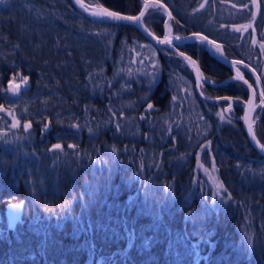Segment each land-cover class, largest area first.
Listing matches in <instances>:
<instances>
[{"label":"trees","instance_id":"obj_1","mask_svg":"<svg viewBox=\"0 0 264 264\" xmlns=\"http://www.w3.org/2000/svg\"><path fill=\"white\" fill-rule=\"evenodd\" d=\"M83 1L127 15L143 2ZM159 2L171 15L144 6L151 33L200 32L264 92V0ZM177 48L214 83L204 96L235 97L223 121L227 100L200 98L182 58L133 25L69 0L0 3V264H264V157L234 119L246 91L203 46ZM14 77L27 88L10 96ZM7 202L23 203L10 230Z\"/></svg>","mask_w":264,"mask_h":264},{"label":"water","instance_id":"obj_2","mask_svg":"<svg viewBox=\"0 0 264 264\" xmlns=\"http://www.w3.org/2000/svg\"><path fill=\"white\" fill-rule=\"evenodd\" d=\"M69 1L73 5V7L79 13H81V15L83 17H85L87 19L97 20V21H104V22H115V21H113V20H111V19H109L107 17H97V16L91 15L90 14V10L95 5H90V4L86 3L85 1L81 0V2L86 7L89 8V11H85V9L82 8L80 6V4H78L76 2V0H69ZM146 2L147 3H149V2L156 3L157 0H143L142 5H141L139 11L136 14H134V15H127V14L120 13V12H118V13H120L123 16H139L140 13H141V11H143ZM159 4H162V3L159 2ZM164 8H166V7L164 6ZM164 8H161V9L164 11ZM108 10L109 11H112L110 9H108ZM164 13H165V19H164V21H166L168 18H170L169 11L168 10H167V12L164 11ZM122 22H126V23H129V24L133 25L139 31V33H141L143 35V37L145 39H147L157 49H160L161 47L162 48H166V49H169L170 51H172L173 53H175L176 55L180 56L182 58L183 62H184V65L186 67H188L190 69V71L192 72V77H193V82H194V84H193L194 90H195L196 94L200 98H202V99H204L206 101H209V102H211V101L227 100L228 103H227V105H225L223 107V110L228 107L229 100L228 99H224L226 96L206 97V96H204L199 91V88H198V85H197V73L194 70L196 67H198L197 66V63H196V65H191L189 63V61H187V60L184 59V56L189 57L191 60H194V59L191 58L186 53H184L183 51H180L177 48V46H179V45H181V44H183L185 42L192 41V40H200V37H205L203 34H201L198 31H192V32H189V33H186V34H183V35H174V36H170L171 44H162L159 41H161V40H163L165 38V33H164L165 32V27H163L164 28L163 34L161 36H156V35H154L153 33H151L147 29V27L143 24L142 21L140 23H133V22H130V21H123L122 20ZM177 37L179 39H177ZM206 38H207V40L204 41V42H202V43H203V48L205 49V51L207 52V54L209 56H211L213 59H215L216 61H218V62L222 63L223 65H225L229 69V71L231 73L230 76L227 77L224 81L233 79V77H235V75H236V69L237 68L239 69L240 67H242L243 69L247 70V72H249V74L253 78V85H252L244 77V79H246L248 81V83L252 85V90L255 91V93H256L255 97H257V99H258V102L257 103H255V100H254V103L256 105V108L252 110V113H251V119H252V115H253L254 111L256 109H261L262 107H264V106H261V104H260V100H261V95H260L261 94V90H260V87L257 86V82H256V77L258 76L257 73L255 72V70L250 65H248L247 63H245V62H243V61H241L239 59H235V58H231V57L229 58V57H226V56H223V55H220V54L215 53L214 50H213V46H215V44H217V42L211 40L208 37H206ZM207 41H212L213 43L212 44H209V43H207ZM179 53H183L184 56L179 55ZM234 61L237 62L236 65H235V67H233V62ZM245 65H247V67H245ZM239 71H240V69H239ZM240 73H241V71H240ZM233 80H236V79H233ZM204 81H207L206 83L209 84V85H214L213 82H210V81L206 80L203 77L202 82H204ZM236 81L242 83L247 88V96H246L245 100L243 101V106H242V112H241V114L238 115V116H236V117H234V119L235 120H238L242 124V128H243L244 135H245L248 143L250 144V146L255 151H257V153H259L262 157H264V146L257 140V138H256V140H253L252 139V136L249 134V131H248V125L245 123V120H244V116H245V106H246L247 101L249 100V97L252 94V92L249 90L248 85L244 84L243 81H241V80H236ZM26 88H27L26 82L16 83V82H13L12 80H9V81L6 82L5 89L4 90H5V92L8 95L14 96L19 91L25 90ZM224 114L227 115V112H224ZM252 128H253V125H252ZM253 134H254V131H253ZM22 212H23V203H21V202H7L5 204V206H4V216L6 217V219L8 221V225H7L8 226V229H12L13 228L14 224L16 223V221L20 219V217L22 215Z\"/></svg>","mask_w":264,"mask_h":264},{"label":"snow or ice","instance_id":"obj_3","mask_svg":"<svg viewBox=\"0 0 264 264\" xmlns=\"http://www.w3.org/2000/svg\"><path fill=\"white\" fill-rule=\"evenodd\" d=\"M2 2H3V0H0V3H2ZM76 2H77L78 4H80V6H81L82 8L85 9V11H89V8L86 7V6L81 2V0H76ZM157 5L159 6V8H164V6H163L162 4H159V0H157L156 3L151 4V5H149V4L146 2V3H145V8H146V9H147L148 7L156 8ZM201 7H203V5H201ZM164 11L167 12V9L164 8ZM90 14L93 15V16H97V17H107V18H109V19H111V20H113V21H122V20H123V21H130V22H133V23H140V22H141V17L144 16V11H141V13H140L139 16H123V15H121V14L118 13V12H115V11H109L107 8H104L103 6L97 4V5H95V6L90 10ZM170 15H171V14L169 13V16H170ZM165 27H166V29H167L168 31H167L166 34H165V38H164L163 40L159 41V42L162 43V44H171V40H170V36H169V33L171 32V28H170V26L167 24V22H166V24H165ZM239 30H240V29H237V31H239ZM262 35H264V34H262ZM177 39H179V38L177 37ZM200 40H201V42H204V41L207 40V38H206V37H200ZM207 43L212 44L213 42H212V41H207ZM254 43H255V41H254ZM261 48L264 49V44L261 45ZM216 50H217L218 52H220L219 47H217ZM154 54H155V53H153V55H154ZM179 55L184 56L183 53H179ZM220 55H223V53L220 52ZM184 59L187 60V61H189V63H190L191 65H196V61L191 60L189 57L184 56ZM153 63H154V65H155V61H154ZM236 63H237V62H235V61L233 62V67H235ZM245 67H247V65H245ZM194 70H195L196 73H197V85H198V86H201V81H202V79H203V75H202V73L200 72V70H199L198 67H196ZM129 72H130V70H129ZM24 79L27 80L28 78H27V77H24ZM233 79L243 81L244 84L248 85L249 90L252 92V94L250 95L249 100L247 101V104H246V106H245V116H244V120H245V123L248 125V131H249V134L252 136V139H253V140H256V136L253 134V128H252V125L255 123V121L251 119V113H252V110L256 108V105H255V103H254L256 93H255L254 90H252V85L249 84L248 81H247L246 79H244V76L240 73V71H239L238 68L236 69V75H235V77H233ZM260 81H261V77L257 76V77H256V82H257V86H258V87H259V85H260ZM204 82L206 83L207 81H204ZM260 95H261L260 104H261V106H264V92H261ZM173 99H175V97H174ZM224 99H228V100H229V104H228V107H227L226 109L223 110V112H221V113H217V115L219 116V118H220L221 121H223V120L225 119L224 112H230L231 109H232V107H233V104H232V102H231V98L225 97ZM148 107H149V108H152L153 105H152V104H149ZM55 147H56V148H59L60 145H55ZM113 150L115 151V149H113ZM221 187H222V185H221Z\"/></svg>","mask_w":264,"mask_h":264},{"label":"rangeland","instance_id":"obj_4","mask_svg":"<svg viewBox=\"0 0 264 264\" xmlns=\"http://www.w3.org/2000/svg\"><path fill=\"white\" fill-rule=\"evenodd\" d=\"M205 0H203V2H204ZM87 3V2H86ZM88 4H90V5H95V4H91V3H88ZM161 11L164 13V11L161 9ZM165 14V13H164ZM165 19V18H164ZM169 19V18H168ZM167 19V20H168ZM166 20V21H167ZM148 29V28H147ZM168 30L166 29V27H165V32H164V28H163V32L166 34V32H167ZM174 35H180L179 33H176V32H170L169 33V36H174ZM185 43H187V42H185ZM188 43H194V44H196V46H203V43L200 41V40H192V41H188ZM217 47H219V49H220V52H222L223 53V51H222V49H221V47H220V45H218V44H215V46H213V50H214V52L215 53H217V54H220V52H218L216 49H217ZM223 56H225V54L223 53ZM226 57H229V56H226ZM230 58V57H229ZM182 63V65L187 69V71L189 72L188 74L189 75H191V77H192V72L190 71V69L188 68V67H186L185 65H184V62H181ZM203 75V74H202ZM204 77V76H203ZM205 78V77H204ZM192 79H193V77H192ZM206 79V78H205ZM206 80H208V79H206ZM12 81L13 82H16V83H23V80H21L20 78H12ZM209 81V80H208ZM202 82V81H201ZM211 82V81H210ZM240 83V82H239ZM242 84V83H241ZM200 86H198V88H199ZM255 103H257L258 102V99H257V97L255 98ZM222 104H223V106H225L227 103L226 102H222ZM255 115H256V112H255ZM257 124H254L253 125V130H254V134H256V132H257V130L259 129V128H257V126H256ZM257 135H258V137L257 138H259V140L261 141L260 143L261 144H263L264 145V142H262L263 140H264V133H257ZM208 170L209 171H211L209 168H208ZM201 173V175H203V176H205V177H207V179H208V181H209V184H210V186H212L213 187V189H215V186H213V185H215L214 183H213V180H212V177L210 176V174L206 171V170H201L200 171ZM207 187H209V185L207 186ZM4 219H5V225L7 226L8 225V221H7V219L4 217ZM16 223H18V222H16ZM15 223V224H16ZM14 224V225H15ZM5 229H8V226L7 227H4Z\"/></svg>","mask_w":264,"mask_h":264},{"label":"flooded vegetation","instance_id":"obj_5","mask_svg":"<svg viewBox=\"0 0 264 264\" xmlns=\"http://www.w3.org/2000/svg\"><path fill=\"white\" fill-rule=\"evenodd\" d=\"M178 47V46H177ZM241 73L242 74H245L244 73V71L242 70V68H241ZM252 85H253V78L251 77V75H243ZM238 82V81H237ZM240 85H241V87H243V89L246 91V96H247V88L243 85V84H241L240 83ZM234 99L233 100H231V102L233 101H235V97H233ZM256 98V97H255ZM256 101V100H255ZM227 103H228V101H227ZM264 110V107H262L261 109H256L255 111H254V113H253V115H252V120H254L255 121V123L254 124H256L259 120H260V117H261V114H262V111ZM242 112V111H241ZM255 112H256V115H255ZM241 114V113H240ZM239 114V115H240ZM238 116V115H237ZM236 117V116H235ZM233 118V117H232ZM253 124V125H254ZM6 218V217H5Z\"/></svg>","mask_w":264,"mask_h":264},{"label":"bare ground","instance_id":"obj_6","mask_svg":"<svg viewBox=\"0 0 264 264\" xmlns=\"http://www.w3.org/2000/svg\"><path fill=\"white\" fill-rule=\"evenodd\" d=\"M263 17V16H262ZM263 20V19H262ZM211 47V46H210ZM216 52V51H215ZM261 82V81H260ZM201 84H202V82H201ZM261 86H262V84H261ZM256 135V134H255ZM258 140H259V138H257ZM259 142H261L260 140H259ZM262 142H264V140L262 141ZM253 149V148H252ZM218 189V188H217ZM21 218V217H20ZM20 220V219H19ZM19 220H17L16 222H18ZM15 226V225H14ZM14 226H13V228H14ZM10 230V229H9Z\"/></svg>","mask_w":264,"mask_h":264}]
</instances>
